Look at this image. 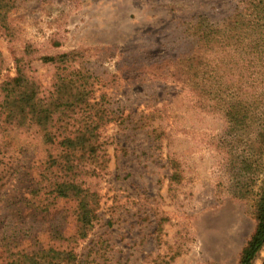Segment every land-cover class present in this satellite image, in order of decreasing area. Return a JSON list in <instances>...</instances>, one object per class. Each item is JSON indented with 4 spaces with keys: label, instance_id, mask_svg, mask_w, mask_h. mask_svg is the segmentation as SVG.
<instances>
[{
    "label": "rangeland",
    "instance_id": "1",
    "mask_svg": "<svg viewBox=\"0 0 264 264\" xmlns=\"http://www.w3.org/2000/svg\"><path fill=\"white\" fill-rule=\"evenodd\" d=\"M239 1H13L8 29L0 26V83L22 59L47 97L56 69L41 57L79 51L96 78L90 100L116 112L101 126L96 156L83 162L100 203L94 228L77 241L88 258L82 264H237L255 226L252 203L233 194L222 115L172 77L171 61L188 47L178 20L199 13L220 20ZM0 146L5 194L24 196L61 150L35 124H0ZM73 206L57 204L68 234L76 230ZM42 242L52 243L47 235ZM253 264H264V246Z\"/></svg>",
    "mask_w": 264,
    "mask_h": 264
},
{
    "label": "trees",
    "instance_id": "2",
    "mask_svg": "<svg viewBox=\"0 0 264 264\" xmlns=\"http://www.w3.org/2000/svg\"><path fill=\"white\" fill-rule=\"evenodd\" d=\"M13 1L0 0V26L5 29ZM178 24L184 26L181 40L188 47L172 59L171 75L195 94L204 110L224 119L222 142L228 145L233 194L251 201L255 219L237 264H253L264 246V0H240L220 20L199 13ZM81 55L69 51L41 57L56 69L47 97L22 59H17L16 74L0 83V124L17 129L35 124L44 142L61 149L37 171L25 196L5 194L8 180L0 171V209L6 208L0 212V264L88 260L77 241L94 228L100 201L97 190L86 184L89 171L83 162L96 156L101 126L115 120L116 112L109 102L90 100L96 78ZM102 95L101 100L108 97ZM61 199L74 203L73 234L64 231L66 211L57 207ZM45 235L52 243L43 244Z\"/></svg>",
    "mask_w": 264,
    "mask_h": 264
}]
</instances>
